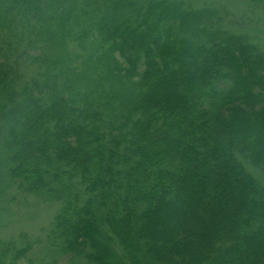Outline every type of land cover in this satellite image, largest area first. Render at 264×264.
Instances as JSON below:
<instances>
[{
	"label": "trees",
	"instance_id": "1",
	"mask_svg": "<svg viewBox=\"0 0 264 264\" xmlns=\"http://www.w3.org/2000/svg\"><path fill=\"white\" fill-rule=\"evenodd\" d=\"M232 24L187 0H0V217L54 209L0 264L264 254V50Z\"/></svg>",
	"mask_w": 264,
	"mask_h": 264
},
{
	"label": "rangeland",
	"instance_id": "2",
	"mask_svg": "<svg viewBox=\"0 0 264 264\" xmlns=\"http://www.w3.org/2000/svg\"><path fill=\"white\" fill-rule=\"evenodd\" d=\"M187 2L196 8L206 6L221 10L230 23L233 22L231 30L250 37L253 44L264 50V0H187ZM53 210V207L40 203L31 205L29 209L0 217V241L26 244L46 239ZM259 243L264 245L262 241ZM252 250L254 249L242 253L240 251L236 261L240 264H264V254H255L256 252Z\"/></svg>",
	"mask_w": 264,
	"mask_h": 264
}]
</instances>
